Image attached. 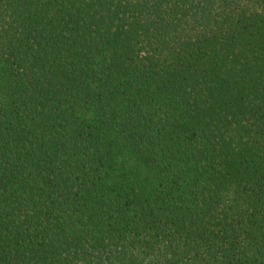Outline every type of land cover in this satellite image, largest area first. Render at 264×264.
Masks as SVG:
<instances>
[{
	"label": "trees",
	"instance_id": "obj_1",
	"mask_svg": "<svg viewBox=\"0 0 264 264\" xmlns=\"http://www.w3.org/2000/svg\"><path fill=\"white\" fill-rule=\"evenodd\" d=\"M0 264H264V0H0Z\"/></svg>",
	"mask_w": 264,
	"mask_h": 264
}]
</instances>
